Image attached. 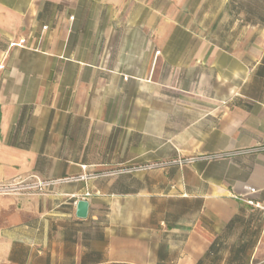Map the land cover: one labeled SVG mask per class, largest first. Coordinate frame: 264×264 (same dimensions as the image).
I'll return each mask as SVG.
<instances>
[{"label":"crops","instance_id":"crops-1","mask_svg":"<svg viewBox=\"0 0 264 264\" xmlns=\"http://www.w3.org/2000/svg\"><path fill=\"white\" fill-rule=\"evenodd\" d=\"M203 5L205 40L167 69L148 1L0 0V181L264 144V0ZM238 156L0 195V264H197L250 188L264 205V151Z\"/></svg>","mask_w":264,"mask_h":264},{"label":"rangeland","instance_id":"rangeland-1","mask_svg":"<svg viewBox=\"0 0 264 264\" xmlns=\"http://www.w3.org/2000/svg\"><path fill=\"white\" fill-rule=\"evenodd\" d=\"M145 1L150 2L151 11L153 9H160L161 12H164L165 10L167 16L166 24H161V30H165L167 32L168 37L164 42H166L165 48L166 53L168 55H159L161 61H164V63L168 65L167 69H170V67H172L171 65L176 63V57H178V55L182 51H184L186 48H194V33H197L200 39L202 38L203 40H205L208 25H210L212 21L211 13L212 11L218 10V8L216 7L212 8L206 5L199 7L194 6V3L198 2L199 0ZM149 18L152 21L153 16L149 15ZM151 23L152 24H150L149 31L151 33V36H153V34L154 36H156L158 32V22L156 21L153 23L152 21ZM221 27L222 25H220V28ZM151 51L153 52V48ZM156 53L157 52H154V61H156ZM149 57L150 56H148V58ZM184 63H188L189 66L191 60H186L184 61ZM168 72L170 73V70H168ZM221 94L222 93H220V95ZM183 118L184 122L189 123L190 115L183 116ZM209 120L210 124L213 125V127H217L221 123L222 117L218 116V114L216 113L213 118ZM263 145L264 144L236 150L254 149ZM200 152L201 151H182V153L176 156L175 158L170 157L166 159H161V161H169L178 157L185 158L198 154H203ZM208 153L215 152L212 151ZM256 153L257 151H252L251 153L241 154V156H237H253ZM229 158L232 157L204 160L201 162L209 163L215 160H223ZM159 160L160 159H156L153 160V162H159ZM191 164H194V162L187 163L185 165ZM251 194L252 195L245 196V202L242 201L243 205L240 209L239 218L236 219L232 226L229 227L227 225H223L217 222L214 223V240L217 243L215 247L216 249L204 258L202 264H264V239H262V235L264 234V210L256 208L246 202V199L256 200L254 198V193ZM240 243H245L246 248L239 255H236L235 250L237 249Z\"/></svg>","mask_w":264,"mask_h":264},{"label":"built area","instance_id":"built-area-1","mask_svg":"<svg viewBox=\"0 0 264 264\" xmlns=\"http://www.w3.org/2000/svg\"><path fill=\"white\" fill-rule=\"evenodd\" d=\"M44 29L47 26L43 27ZM25 38H21L19 42H12L10 46H23L25 43ZM2 67V66H0ZM252 151H264V145L259 146L254 149H244V150H231V151H220L215 153H203L194 155L191 157H178L169 161H159V162H146V163H132L129 165L120 166L117 168L104 170V171H89L87 172V166L83 165L82 169L84 173L76 176H67L61 178H42L40 176H31L27 178H13L7 181H0V195H20V194H45L50 189L63 183H68L71 181L96 179L103 176H114L120 174H135L146 172L151 169L165 166V165H178L183 166L187 163H195L204 160H213L234 157L241 154L251 153ZM257 190L255 188H250V193H255ZM90 196V192H86L83 198L77 197L74 204L77 205L80 199H85ZM75 197V196H74ZM246 202L253 205L256 208L264 210V205L258 200L246 199ZM264 263V261H263Z\"/></svg>","mask_w":264,"mask_h":264},{"label":"trees","instance_id":"trees-1","mask_svg":"<svg viewBox=\"0 0 264 264\" xmlns=\"http://www.w3.org/2000/svg\"><path fill=\"white\" fill-rule=\"evenodd\" d=\"M237 218H239V214L238 215H236L228 224H227V226H232V224L236 221V219ZM216 245H217V243H216V241L214 240L213 241V243L211 244V246H210V248H209V252H208V254L207 255H209L213 250H215L216 248ZM245 248H246V244L245 243H243V244H239L238 245V247H237V249L235 250V254L236 255H239L242 251H244L245 250ZM203 260L204 259H202V260H200L197 264H202V262H203Z\"/></svg>","mask_w":264,"mask_h":264},{"label":"water","instance_id":"water-1","mask_svg":"<svg viewBox=\"0 0 264 264\" xmlns=\"http://www.w3.org/2000/svg\"><path fill=\"white\" fill-rule=\"evenodd\" d=\"M89 202L87 199H80L77 203L76 214L79 218H86L88 215Z\"/></svg>","mask_w":264,"mask_h":264}]
</instances>
